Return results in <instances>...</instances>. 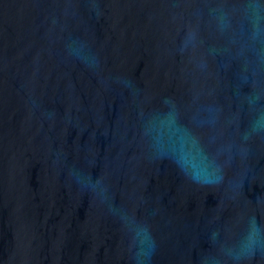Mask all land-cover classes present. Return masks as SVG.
<instances>
[{
	"label": "water",
	"instance_id": "95a60500",
	"mask_svg": "<svg viewBox=\"0 0 264 264\" xmlns=\"http://www.w3.org/2000/svg\"><path fill=\"white\" fill-rule=\"evenodd\" d=\"M0 264H264V0H0Z\"/></svg>",
	"mask_w": 264,
	"mask_h": 264
}]
</instances>
